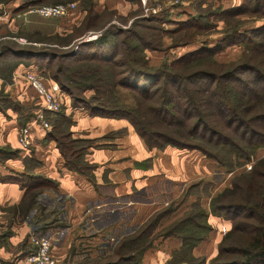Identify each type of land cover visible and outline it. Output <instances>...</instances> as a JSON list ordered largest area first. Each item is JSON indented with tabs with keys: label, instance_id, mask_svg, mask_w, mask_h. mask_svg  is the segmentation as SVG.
Wrapping results in <instances>:
<instances>
[{
	"label": "trees",
	"instance_id": "16d2710c",
	"mask_svg": "<svg viewBox=\"0 0 264 264\" xmlns=\"http://www.w3.org/2000/svg\"><path fill=\"white\" fill-rule=\"evenodd\" d=\"M88 1L84 0L85 3ZM250 1L251 7L248 3ZM138 2L140 3L139 0ZM224 10L227 15L234 17L238 16V12L246 10L262 13L264 16V0H242L238 6L224 8L218 12ZM192 16L187 19L191 24L206 17L205 14ZM97 17L98 15L89 11L80 22H85L88 26ZM141 18L146 22L143 26L145 28H149V22L155 20L152 16L144 15ZM153 29L158 30V27ZM124 32L121 27L113 31L107 30L92 41L80 43L76 49L60 53L50 48H35L31 45H6L0 49V60L7 52L16 58L11 65L13 67L23 60L46 65L56 57L70 59L74 65L58 64L57 71L49 75L50 80L56 81L70 95L71 104L82 106L92 114L128 118L149 146L197 148L219 164L227 166V170H231L236 166V162L252 157L254 150L264 145V85L256 83L258 78H264V21L248 30L251 37L248 32L234 29L213 47L206 45L192 48L176 56L169 64L162 62L156 66L149 63L145 54L147 48H157L158 45L142 41L140 44H131L127 43L126 39L117 42L113 39ZM244 33L248 37H245ZM240 37L247 39V42L243 54L238 59L217 62L212 58L219 65H232L226 70L211 71L198 67L182 75L167 69L168 65L172 67L174 64H181L182 60L186 63L200 62L202 56L221 48V40L228 44L242 40ZM246 71L252 72L251 79L240 76ZM60 73L64 77H61ZM195 80H205L208 85L202 88H180L178 85L181 81L190 83ZM120 87L127 90L131 101L123 97ZM86 91L89 95H85ZM63 111L62 104L58 110H49V114L46 113L45 117L52 124L49 133L56 138L67 165L84 171V165L87 166L82 159L85 141L71 136L67 130L69 118ZM167 126H174L173 132H183L190 138L212 140L215 136L216 142L227 145L231 161L226 163L217 153H211L198 143L169 135ZM0 151L6 156L12 153L9 148L4 150L0 147ZM261 166L262 168L252 167L250 170L240 171L230 179L229 185L210 195L209 210L201 204L199 197L196 198L191 203V211L178 222L179 226H187L193 223L197 216H204L205 221L209 222V212L226 221H232L220 235L214 255L208 260L205 255H201L198 264H264V161ZM19 181L28 184L31 176L21 175ZM203 183L209 184V181ZM201 184L199 181L189 185L186 191L189 192L190 188L195 187L201 192L205 188V185L200 188ZM239 214L253 217L256 221L234 220L233 217ZM52 217L53 215H50V219ZM152 224L149 221L145 226L141 225L142 227L133 234L124 236L115 243L112 250L113 255H116L115 264H141L136 262L135 257L142 255L149 244V238L144 239L145 241L143 238ZM207 236L196 233L180 236V247L173 255L174 258L178 257L175 262L196 264V258L199 257L193 253V247ZM26 243L29 249L23 251V257L35 251L30 237ZM182 249L186 252L179 256ZM227 254L234 256L227 257ZM86 258L87 261H77L73 264L102 263L98 260L88 261L89 257ZM107 262L102 264L111 263Z\"/></svg>",
	"mask_w": 264,
	"mask_h": 264
},
{
	"label": "crops",
	"instance_id": "0c3cea01",
	"mask_svg": "<svg viewBox=\"0 0 264 264\" xmlns=\"http://www.w3.org/2000/svg\"><path fill=\"white\" fill-rule=\"evenodd\" d=\"M19 1L9 0L4 6V17L8 18L9 28L19 29L16 17L6 12L12 4L15 15L20 16L17 9ZM38 1L42 0H26V7L38 4ZM72 1L77 4L72 15L76 23H81L89 11L95 15L114 11L119 16H125L130 2ZM21 15L20 28L30 34L71 30L65 27L66 22H62L63 25L55 20L56 17L41 16L29 10ZM48 22H51V26ZM150 57L154 58V55ZM24 65L21 62L15 68L18 71ZM28 86L37 95L32 86ZM16 93L22 97L20 92ZM37 98L43 100L40 95ZM63 105V112L69 118L67 130L73 138L85 141L82 159L87 166L84 165V171L67 165L56 138L49 133L52 124L45 117L49 110H43L48 127L44 128L36 121L32 123V146L26 150L17 141L18 127L32 121L38 110L42 109L34 111L31 118L20 123L14 110L0 108V145L5 144L14 152L0 161V176L7 177H0V216L5 212L3 206L14 209V215L9 219L13 232L8 237L12 247L20 241L28 242L29 235L38 234L50 238L57 264H70V255H102L112 252L119 239L133 233L148 210L158 208L160 203H168L183 192L184 199L190 198L193 194L186 191L187 187L199 181L203 183L215 179L216 170L225 174L221 189L230 184L232 171H223L214 158L196 148L149 146L126 117L92 114L82 106L71 104L69 94L65 95ZM21 175L31 176V181L22 184L19 181ZM202 196H199L201 204ZM196 198L197 195L193 199ZM186 199L183 201L180 198L177 203L194 201ZM209 199L210 196L204 202L207 205L202 204L208 210ZM50 215H53L52 219ZM207 220L212 225L213 222L217 224V233L222 226L227 228L230 225L220 216L209 214ZM77 241L78 245H75ZM21 250L16 252L18 256L22 255ZM0 251L1 254L11 253L4 247ZM147 251L151 255L158 251L165 254L167 249L163 245L162 248L152 247ZM194 251L202 254L198 245ZM146 252L142 254L141 264H145Z\"/></svg>",
	"mask_w": 264,
	"mask_h": 264
},
{
	"label": "rangeland",
	"instance_id": "374dc122",
	"mask_svg": "<svg viewBox=\"0 0 264 264\" xmlns=\"http://www.w3.org/2000/svg\"><path fill=\"white\" fill-rule=\"evenodd\" d=\"M8 1L9 0H0V16L3 15V17H0V49H3L6 45L11 47L31 45L35 48H50L51 50L60 53L68 49H76L80 43L92 41L93 39H96L101 33H105V31L107 30L113 31L114 29L121 27L125 32L113 38L116 42L126 39V42H129L131 44H140L142 41L158 45L157 48L146 49L145 55L148 57L149 63L153 64V66L159 65L162 62H165V64L167 65L172 59L176 58V56L192 48H201L202 46L206 45L213 47L215 43H219V40L222 37L224 38L225 36H227V34L232 30L237 29L238 31L241 30L247 33L248 30L251 29V27L260 25L264 21V16L262 15V13H253L251 12V10H246V12H238L237 17H234L233 15H227V12L225 10L223 12H218L219 10H222L224 8L236 5L238 6L242 2V0H152L151 4L155 6V10L147 14L144 13V9L142 8L138 0H130V2L128 3L129 6L127 15L119 16L118 14H115L114 11H103L102 14L98 15V17L94 19L93 22L88 26L85 22L76 23L77 21L73 20L75 18H72V15L77 9L76 5V7L66 15L52 16L56 17L55 20H58L61 23L66 22L67 24H65V27L70 28V31L65 29L61 33L56 32L51 34L39 35L30 34L20 28L21 25L19 23L22 22L21 14L25 11H28L29 7L32 6L30 5L27 8L26 0H20V3L17 5V9L20 11V16L15 15V11L12 10L14 7L11 8L12 4L8 6V11L6 12L9 13H7L8 15L16 17V23L18 24L19 29L8 27V18L4 17L6 16L4 6L9 3ZM57 2L68 1L42 0L38 1L37 3L43 4ZM248 3L251 7V1ZM201 14L206 15L205 19L201 18V20L197 21V23L195 24H191L187 20L188 18L193 17L192 15L198 16ZM144 15L152 16L153 18H155V20H151L152 22H149V28L143 27L146 22H144L141 17H143ZM50 24L51 22H48L49 26H51ZM1 25H3L2 28ZM153 27H158V30L153 29ZM89 31L96 32L98 34L95 37H85V35ZM245 33L243 34L245 37H248L247 34H249V36L251 37V33ZM137 36L139 38H137ZM240 38L242 40H237L228 44L223 43V41L221 40V48L211 54H205V56H202L203 58L200 62L192 61L186 63L185 60H182L183 62H181V64H174V66L172 67L168 65L167 69L171 70V72L175 71L182 75H186L198 67L211 71L226 70L229 68V66L232 65H219V63L214 62L212 58L217 62H229L238 59L243 54L245 50V43L247 42V39L244 40L243 37ZM33 41H35L36 43H34ZM136 52H138V50ZM151 55H154V58H151ZM14 59H16L15 56L10 52H7L0 60V108L4 110L6 107H8L9 109L14 110V113H16L17 121L21 123L31 118L34 115V111L36 112L39 108L42 109L41 111L43 112L44 106L43 100H38L37 95L39 94L36 92V90L32 87L37 95H35L32 90L29 89L28 84L30 85V83L24 75V70L25 68H28V66H30V62L28 63L23 60L22 63L25 64L24 67L20 68L17 71L15 68L17 65L15 67L11 66ZM38 63L40 62H31L30 64H32V67L40 70L46 81H51L49 73L51 74V72L57 71L58 64L68 66L74 65V62H72L70 59H64L62 57H56L54 60H52L51 63L48 62L46 65ZM60 75L61 77H64L63 74L60 73ZM240 76L243 78L245 77L251 79L253 74L250 71H246L241 73ZM25 80L28 82V84L25 82ZM256 83L258 85H264V78H258L256 80ZM178 85L180 86V88H184L185 86H197L202 88L207 86L208 82L205 80H195L194 82L190 83L181 81L178 83ZM119 89L123 97L126 100L131 101V96L126 93L127 90L121 87ZM16 91L20 92L22 94V97H18ZM85 95H89V92L86 91ZM32 121L28 123H31L32 125ZM36 122L39 123V121ZM147 126L152 127L150 125ZM173 128L174 126L166 127V131L169 135L182 140L198 143L202 147L208 149V151H210L211 153H217L226 163L229 162V160L231 161V156L230 152L227 150V145L216 142L217 139L215 136L212 140H207L206 138L200 137L190 138L183 132H173ZM19 146L22 148L20 144ZM0 147H3L4 150L9 148V146H6L5 144L0 145ZM15 151H17V149ZM4 156L6 155H4L2 151H0V161L4 158ZM249 161L251 163V168H262L261 162L264 161V145L257 147L254 150L252 157L241 162H236V166H234L229 171L225 170L228 169L227 166L219 164L218 162L217 165H219L223 171H232V174L229 175V178H232L235 174L239 173L242 170H250L251 168L245 167V164ZM214 173V175H216L215 179L212 178V180H208L209 184H207V182L200 185V188L205 185L203 191L200 192V190L198 188L196 189L195 187L190 188L189 192H191L193 195H191L190 198H185L186 201H192V199L195 198V195H197V198L200 195H203L202 197L204 203L206 200H208V196L212 195L219 189L221 190L225 174L218 170H216ZM5 176L6 175H1L0 177L7 178ZM183 194L184 192L181 195L179 194L173 199H170L168 203H160L158 208L148 210L144 215L143 221L135 229V231H137L141 225L145 226V224H147L149 221L152 222L153 224L151 228L143 238V240H148L149 238V244L145 247L144 252L152 247H157V249L158 247L162 248L163 245L164 249H167L165 254H161V252L158 251L156 252L157 254L151 255L150 253H147V251V254L145 255V264L146 262L147 264H187L186 262L176 263L175 260L178 257H173L175 250L180 247L182 235L190 236L194 233H196V235H208L195 245H198L199 249L201 250L200 253H204L198 254L194 251L196 254H198L197 257H199L196 258V264L199 263L201 255H205L208 260L216 252L217 242L220 238V235L223 233V230H220V232L217 233L218 228L215 222H213L212 225L210 222L205 221L204 216H197L195 217L194 222L188 224L187 226L178 225L180 219L183 216L187 215L188 212L192 209L190 208L191 203H177L178 201H180V198L181 200L184 199ZM203 205H207V203H204ZM11 207L3 206L2 210L5 212L0 216V248L2 249L4 247L5 249L11 251V253L3 252L2 254L0 251V264H29L25 261V257H23L22 255L18 256L16 253L20 249H23L21 250V253L27 248L29 249V245L27 246V243L20 241L15 247H12L10 246V242L8 241L9 234L13 232L11 231L10 220L11 216L14 215V209ZM178 207L181 208L178 209ZM208 214H210V216H217L211 212H209ZM233 219H243L245 221L252 222L256 221L255 218H250L244 216L243 214L236 215L233 217ZM231 222L232 221L230 219V225ZM231 242L237 244L236 242H233V240H231ZM76 244L78 245V241L75 243V245ZM185 252L186 251L182 249L179 256L184 255ZM232 256H234V254H227V257ZM86 257H89L88 261L98 260L102 263L108 261L107 263L111 262L110 264H115L114 262L116 259V255H113L112 252H107L102 255H70L68 256V262L70 264H73L77 261L84 262L87 261ZM97 257L99 258L97 259ZM141 258L142 255H137L135 257L136 262L140 263ZM19 260H21V262H18ZM124 264L135 263L127 262Z\"/></svg>",
	"mask_w": 264,
	"mask_h": 264
},
{
	"label": "built area",
	"instance_id": "2783aa9c",
	"mask_svg": "<svg viewBox=\"0 0 264 264\" xmlns=\"http://www.w3.org/2000/svg\"><path fill=\"white\" fill-rule=\"evenodd\" d=\"M144 13L147 14L155 10V6L151 4L152 0H139ZM76 7L75 1L43 3L29 7V11L38 13L41 16H62L68 14ZM98 33L89 31L85 37H95ZM24 75L30 85L43 99V108L49 110H58L68 93L64 91L59 84L51 80L47 83L39 69L28 66L25 68ZM39 121L44 128L48 127V123L44 118L41 110L36 113L32 122ZM17 140L24 149H28L32 145L31 123H26L18 128ZM245 167L251 168L250 161L245 164ZM222 230L226 227L222 226ZM30 241L35 246V251L25 256V261L32 264H57V261L52 253V243L49 237L45 235L31 234Z\"/></svg>",
	"mask_w": 264,
	"mask_h": 264
}]
</instances>
